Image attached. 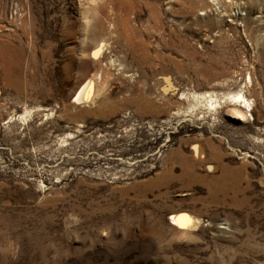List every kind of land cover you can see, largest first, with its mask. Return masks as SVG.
Segmentation results:
<instances>
[{"label":"rangeland","instance_id":"374dc122","mask_svg":"<svg viewBox=\"0 0 264 264\" xmlns=\"http://www.w3.org/2000/svg\"><path fill=\"white\" fill-rule=\"evenodd\" d=\"M0 264H264V0H0Z\"/></svg>","mask_w":264,"mask_h":264},{"label":"bare ground","instance_id":"6f19581e","mask_svg":"<svg viewBox=\"0 0 264 264\" xmlns=\"http://www.w3.org/2000/svg\"><path fill=\"white\" fill-rule=\"evenodd\" d=\"M102 50H103V45L98 46L95 53L100 54V53H102ZM92 77L95 78L93 75H92ZM96 91H98V90H96ZM93 92H94V86H92V78H90L87 82H85V84H83V87H81V89H79V91H77L76 100L77 101L81 100V99L89 100L91 97L93 98L95 96V95H93ZM201 97H203L207 101H209L211 103L210 105H212L215 101L212 97V93L210 94L208 91L204 95L202 94ZM228 99L231 103L239 105L240 107L245 108L247 111H250L253 109L251 107V105H252L251 99L246 96V94L243 90H239L238 92H235V93H233V92L229 93ZM237 114H238V117H242V119H248V118L253 119L252 113L249 114V112H247V114H246L244 111H242L240 109L237 110ZM248 116H250V117H248ZM195 145L196 144L193 145L195 150L200 148L198 145H196V146ZM183 157H185V156H183ZM171 218L174 219L175 222L177 224H179L180 226H188L191 223L189 220L190 219L189 215L184 211L175 213L174 215L171 216ZM192 218L193 217H191V220H192ZM185 228H187V227H185Z\"/></svg>","mask_w":264,"mask_h":264}]
</instances>
